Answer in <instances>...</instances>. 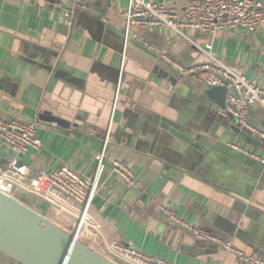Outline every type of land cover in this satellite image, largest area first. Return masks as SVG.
I'll return each mask as SVG.
<instances>
[{
	"label": "crops",
	"instance_id": "obj_1",
	"mask_svg": "<svg viewBox=\"0 0 264 264\" xmlns=\"http://www.w3.org/2000/svg\"><path fill=\"white\" fill-rule=\"evenodd\" d=\"M81 1L83 11L60 0H0V116L35 121L42 143L21 161L30 170L67 164L92 177L104 150L92 203L122 243L150 255L174 264H246L168 223L153 198L188 223L264 256V142L254 134L259 142L239 141L196 76L175 73L161 58L165 53L189 65L203 55L164 29L135 30L137 43L156 60L123 49L126 0ZM154 1L181 9L185 0ZM190 36L198 46L207 40ZM210 52L264 82V30H221ZM249 119L264 132L259 106ZM6 159L0 151V162ZM114 159L129 166L136 186L113 172ZM25 199L44 212L42 202Z\"/></svg>",
	"mask_w": 264,
	"mask_h": 264
},
{
	"label": "built area",
	"instance_id": "obj_2",
	"mask_svg": "<svg viewBox=\"0 0 264 264\" xmlns=\"http://www.w3.org/2000/svg\"><path fill=\"white\" fill-rule=\"evenodd\" d=\"M60 1L72 11L85 10L81 0ZM70 15H65L67 26L72 25ZM121 16L125 40L131 38L141 43L142 39L135 32L136 29H164L171 35L195 45L198 53L204 57L201 62L186 65L165 53L161 54V58L182 75L201 73L202 84L206 87L226 85L228 91L225 95V108H218L217 113L223 116L231 114L240 127L264 140V132L249 122L253 106H259L264 111V82L248 79L210 52L211 40L221 30H264L263 1L185 0L182 8L178 9L154 0H126ZM192 33L207 35L205 44H195L190 36ZM107 136L108 134L105 136L104 146ZM227 145L234 150L250 154L235 141H228ZM41 146L35 121L0 116V151L7 155V159L0 162L2 192L21 200L29 196L45 203L46 209L42 214L47 219L72 233L75 239L87 242L120 264H174L122 243L118 238L116 226L93 205L104 150L97 158L94 175L83 177L67 164L54 170H30L21 161L20 156L29 150H39ZM111 164L113 172L119 178L131 187L137 185L134 173L126 163L114 159ZM150 201L163 212L168 223L187 232L194 239L215 245L243 263L264 264V259L259 253L239 248L231 238L188 223L177 215L174 207L160 204L153 198Z\"/></svg>",
	"mask_w": 264,
	"mask_h": 264
},
{
	"label": "water",
	"instance_id": "obj_3",
	"mask_svg": "<svg viewBox=\"0 0 264 264\" xmlns=\"http://www.w3.org/2000/svg\"><path fill=\"white\" fill-rule=\"evenodd\" d=\"M121 42L123 49L133 50L148 59H157L155 54H148L133 39L125 40L124 34ZM172 70L177 73L175 69ZM193 76L200 84L202 95L218 108L224 109L227 86L206 87L202 84L201 73ZM227 118L239 141L246 144L259 142L248 130L240 127L231 114ZM63 123L61 120L60 124ZM133 189L137 191L136 187ZM0 254L14 264H120L87 242L75 239L72 233L47 219L20 198L1 190Z\"/></svg>",
	"mask_w": 264,
	"mask_h": 264
},
{
	"label": "rangeland",
	"instance_id": "obj_4",
	"mask_svg": "<svg viewBox=\"0 0 264 264\" xmlns=\"http://www.w3.org/2000/svg\"><path fill=\"white\" fill-rule=\"evenodd\" d=\"M22 201H24L26 204H28V205H30L29 204V201L27 200V199H25V198H22ZM42 204H44V210L43 211H45V209H46V204L45 203H42ZM0 264H14V263H12L11 261H8L7 259H5L2 255H0Z\"/></svg>",
	"mask_w": 264,
	"mask_h": 264
},
{
	"label": "trees",
	"instance_id": "obj_5",
	"mask_svg": "<svg viewBox=\"0 0 264 264\" xmlns=\"http://www.w3.org/2000/svg\"><path fill=\"white\" fill-rule=\"evenodd\" d=\"M1 255V254H0ZM4 257V256H3ZM5 258V257H4ZM5 259H7V258H5ZM8 260V259H7ZM8 261H10V260H8Z\"/></svg>",
	"mask_w": 264,
	"mask_h": 264
}]
</instances>
